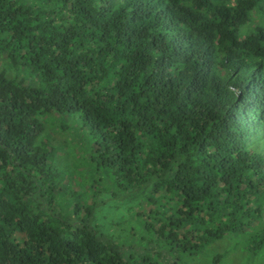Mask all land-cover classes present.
<instances>
[{"label": "trees", "instance_id": "trees-1", "mask_svg": "<svg viewBox=\"0 0 264 264\" xmlns=\"http://www.w3.org/2000/svg\"><path fill=\"white\" fill-rule=\"evenodd\" d=\"M255 15L264 0H0V264H185L234 233L264 249ZM50 115L87 177L57 168ZM139 190L141 253L92 224L100 193Z\"/></svg>", "mask_w": 264, "mask_h": 264}, {"label": "rangeland", "instance_id": "rangeland-1", "mask_svg": "<svg viewBox=\"0 0 264 264\" xmlns=\"http://www.w3.org/2000/svg\"><path fill=\"white\" fill-rule=\"evenodd\" d=\"M254 17L251 21L252 24L248 27L250 31L256 21L264 25V15H255ZM8 67L7 61L0 55V71L4 70L9 77L15 75V72ZM40 138L47 140L57 150L56 162L59 170L70 173L75 180L87 177L85 155L82 153L83 147L61 128L55 116L50 115L43 121V133ZM144 195L143 190L129 193L107 191L100 193L96 197L92 224L97 227L99 233L112 237L114 240L122 241L123 238L132 235V239L127 240L128 245L130 248H137L141 253L142 248H145L147 244L139 243L141 235H139L140 231L132 219V214L135 213L136 208L142 207L141 200ZM249 239L248 235L242 233L227 235L205 247L197 257L184 259V262L185 264H264V249L252 251L248 248ZM141 241H146V238ZM150 245L149 243L148 246ZM154 249L157 248L154 247ZM215 255H218L219 258L212 262L211 258Z\"/></svg>", "mask_w": 264, "mask_h": 264}]
</instances>
